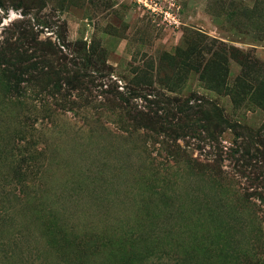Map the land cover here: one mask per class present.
<instances>
[{"label": "rangeland", "instance_id": "374dc122", "mask_svg": "<svg viewBox=\"0 0 264 264\" xmlns=\"http://www.w3.org/2000/svg\"><path fill=\"white\" fill-rule=\"evenodd\" d=\"M262 157L264 0H0V264H264Z\"/></svg>", "mask_w": 264, "mask_h": 264}, {"label": "trees", "instance_id": "16d2710c", "mask_svg": "<svg viewBox=\"0 0 264 264\" xmlns=\"http://www.w3.org/2000/svg\"><path fill=\"white\" fill-rule=\"evenodd\" d=\"M212 144H213V148L215 149V157L217 158H221V153H225V154H230L231 155H234L236 154L237 155V158L235 159V163H236V166L238 167L239 166V162L241 161V163H246V161L244 160V156L247 157L248 155V149H249V141L245 142L243 139L241 142H239L238 145H236V142H233V147L234 146H237L240 150H238V148H235V149H232L231 148H226L225 150H223V146L222 147H219V146H215V140L212 139L211 140ZM235 150V151H234ZM225 151V152H224ZM234 151V152H233ZM228 152V153H227ZM256 153H258V151L256 150ZM264 162V157H262V160H261V164ZM247 165V164H246ZM252 171H254L255 169V166H251L250 167Z\"/></svg>", "mask_w": 264, "mask_h": 264}]
</instances>
